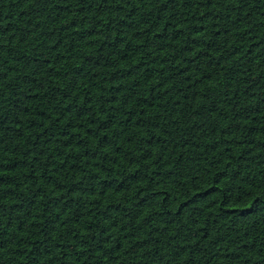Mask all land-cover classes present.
<instances>
[{
  "label": "trees",
  "instance_id": "obj_1",
  "mask_svg": "<svg viewBox=\"0 0 264 264\" xmlns=\"http://www.w3.org/2000/svg\"><path fill=\"white\" fill-rule=\"evenodd\" d=\"M0 264H264V0H0Z\"/></svg>",
  "mask_w": 264,
  "mask_h": 264
}]
</instances>
